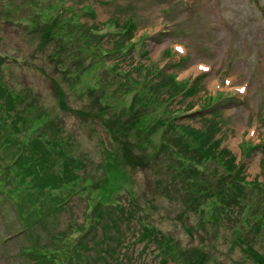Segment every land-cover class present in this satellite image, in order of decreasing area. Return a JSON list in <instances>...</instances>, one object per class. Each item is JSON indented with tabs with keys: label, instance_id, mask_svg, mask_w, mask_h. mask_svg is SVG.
I'll return each mask as SVG.
<instances>
[{
	"label": "rangeland",
	"instance_id": "374dc122",
	"mask_svg": "<svg viewBox=\"0 0 264 264\" xmlns=\"http://www.w3.org/2000/svg\"><path fill=\"white\" fill-rule=\"evenodd\" d=\"M40 130L75 180L0 196V264H264V0H0L1 162Z\"/></svg>",
	"mask_w": 264,
	"mask_h": 264
},
{
	"label": "trees",
	"instance_id": "16d2710c",
	"mask_svg": "<svg viewBox=\"0 0 264 264\" xmlns=\"http://www.w3.org/2000/svg\"><path fill=\"white\" fill-rule=\"evenodd\" d=\"M129 25H131V21L126 20V26L124 27H128ZM194 83L195 81H193L192 83L185 84L187 86H184L183 89H191L194 86ZM180 93L182 92L176 91L174 95ZM224 98H226L225 100L234 99L231 95L219 94L213 100L211 99V101H208V105V102H206L203 104V106L207 105L209 107L215 102H221V100H223ZM42 131L43 130H40L38 132L35 131V133L30 135H28L26 131V136L24 137V139L22 138L23 140L19 139V141H17L15 156L13 157V159L7 162H1L0 160V196L7 198L10 197L11 200L17 197L22 198L25 196L29 199L30 202L39 201V199H42L48 194H50V192L52 191L51 189L62 188L66 184H71V182L75 180V175L67 174V170H69V165L67 164L68 162H66L65 160L67 159L66 157L63 159V165L61 164L59 168L58 166H56L54 160H51L52 156L55 155L57 152L55 149L50 147L52 143L49 139L44 138V136L42 135ZM11 137L12 135L10 134V132H8L4 136V138H6L5 141H9V138ZM2 141L3 140H0V143ZM248 146L253 147V145L250 143H248ZM260 164V169L264 171V159L261 160ZM14 166L17 168L18 173H20V178H18L17 180H15V175L11 173L12 168ZM233 167H235L234 169H236L238 166L234 165ZM11 176L12 178L10 179ZM263 183L264 179L259 183L261 187H264ZM115 186L119 185L115 184ZM36 188H38L39 192ZM74 189L76 188L74 187ZM34 194H37V197H35ZM65 200L66 199L63 198L62 200L59 199L58 201H52V206L49 205L48 209L50 210L56 205H62ZM94 215L98 217V220L101 217V213ZM36 220L37 218L32 219L31 222L29 221L28 223H24L22 227L15 231L13 234L18 231H23V229L27 228ZM88 241L89 239L86 237L85 234L84 239H82L81 242L78 243L77 247L69 249L67 251L66 256H71L75 254L76 251H78V261L84 260L87 256V253L89 252V249L94 247V245L89 244ZM54 253L55 252L52 249L42 250V254L51 255ZM184 255V260L189 263L192 260L191 255L189 253H185ZM119 258H117L116 256L115 261H113V259L111 258H106L105 261L109 262L110 259V264H114V262L118 263V261L120 260Z\"/></svg>",
	"mask_w": 264,
	"mask_h": 264
}]
</instances>
